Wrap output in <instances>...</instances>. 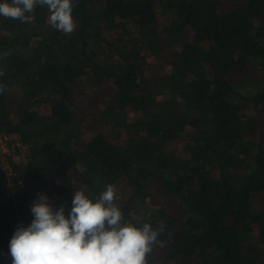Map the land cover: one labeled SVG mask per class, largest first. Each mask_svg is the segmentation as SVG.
Wrapping results in <instances>:
<instances>
[{
	"label": "trees",
	"instance_id": "16d2710c",
	"mask_svg": "<svg viewBox=\"0 0 264 264\" xmlns=\"http://www.w3.org/2000/svg\"><path fill=\"white\" fill-rule=\"evenodd\" d=\"M73 4L71 35L47 6L0 16V133L26 146L10 171L0 155V264L39 194L67 217L109 184L125 222L164 226L147 264H264V0ZM78 100L97 116L84 138Z\"/></svg>",
	"mask_w": 264,
	"mask_h": 264
},
{
	"label": "clouds",
	"instance_id": "9594fccd",
	"mask_svg": "<svg viewBox=\"0 0 264 264\" xmlns=\"http://www.w3.org/2000/svg\"><path fill=\"white\" fill-rule=\"evenodd\" d=\"M38 5L47 6L53 28L71 35L78 27L73 0H3L0 16L32 23L34 16L26 13ZM116 199L111 184L95 201L77 190L66 217L63 204L54 210L48 197L39 194L31 206L33 220L17 227L10 240L12 264H147L146 256L164 226L153 229L149 223L137 227L125 222Z\"/></svg>",
	"mask_w": 264,
	"mask_h": 264
},
{
	"label": "rangeland",
	"instance_id": "374dc122",
	"mask_svg": "<svg viewBox=\"0 0 264 264\" xmlns=\"http://www.w3.org/2000/svg\"><path fill=\"white\" fill-rule=\"evenodd\" d=\"M162 19L163 22V18H160V21ZM29 56H25L23 58L24 61H27L29 58ZM22 60V61H23ZM257 65H255V63H250V68H249V72L251 74L252 71H254ZM79 87L81 88V90L84 92V94L87 95L88 98V102H92L93 101V95H92V90L94 89V86H92L89 83V79L88 77H83L82 79L79 80ZM7 98L10 102H24L25 101V97L22 93V90L17 87V86H12L10 88L7 89L6 92ZM99 108L103 109V105L101 102L98 103ZM95 108L92 107V105L89 104H83L80 100H78V102L76 103L75 106V110H77L76 116H78L79 119H83V121L80 122V125L82 124V137L84 138L85 136L89 135L90 132H93V130H97L95 127V123L92 121L94 120V118H96V114H95ZM86 125V126H85ZM103 130H105L107 133H110V129L112 128H108V126L103 125ZM101 129V128H100ZM113 130V129H112ZM115 131V130H114ZM9 136V142L7 144V148H11V150L13 151H7L5 153H0L2 155V159L4 160V168L7 169L8 171H10L11 169V163H19V160L22 159V155L24 154L23 150L26 148L25 145H22V147H19L18 145H20L19 140H17L14 136L12 135H8ZM177 147L179 149L178 152H181V147L182 145L178 144ZM2 150H0L1 152ZM178 153V154H179ZM184 153V152H182ZM181 154V153H180ZM9 162V163H8ZM139 219V218H138ZM140 220V219H139Z\"/></svg>",
	"mask_w": 264,
	"mask_h": 264
},
{
	"label": "built area",
	"instance_id": "2783aa9c",
	"mask_svg": "<svg viewBox=\"0 0 264 264\" xmlns=\"http://www.w3.org/2000/svg\"><path fill=\"white\" fill-rule=\"evenodd\" d=\"M9 136L3 133H0V150H2L0 153H5L7 151H13L11 150V148H7V144L9 142ZM19 147H22V144L20 143V145H18ZM25 151V149L23 150V152ZM1 155V154H0ZM24 155V154H23ZM22 155V156H23ZM2 156V155H1Z\"/></svg>",
	"mask_w": 264,
	"mask_h": 264
}]
</instances>
